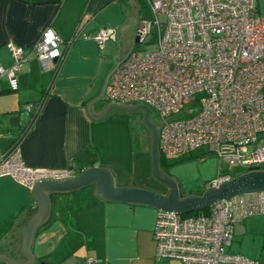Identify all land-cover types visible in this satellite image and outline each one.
I'll return each instance as SVG.
<instances>
[{
	"label": "crops",
	"instance_id": "1",
	"mask_svg": "<svg viewBox=\"0 0 264 264\" xmlns=\"http://www.w3.org/2000/svg\"><path fill=\"white\" fill-rule=\"evenodd\" d=\"M123 1L0 0V63L12 65L11 43L23 47L27 58L17 90L6 75L0 77V154L14 147L32 169L69 167L70 178L101 167L117 187L161 188L152 175L150 135L140 147L131 114L111 109L93 119L88 113L114 65L106 46L84 36L102 26L120 28ZM48 28L62 40L61 57L44 69L33 46ZM95 102L90 109L98 115L108 102ZM28 104L39 105L29 125ZM16 112L19 122L13 120ZM37 212L33 189L0 176V253L17 264L28 261L22 242ZM157 213L150 205L103 199L90 185L61 192L51 197L48 216L28 248L36 264L45 259L49 264H181L156 256L152 231ZM233 244L235 253L229 251ZM228 251L264 264V213L234 226ZM0 264L9 263L2 259Z\"/></svg>",
	"mask_w": 264,
	"mask_h": 264
},
{
	"label": "built area",
	"instance_id": "2",
	"mask_svg": "<svg viewBox=\"0 0 264 264\" xmlns=\"http://www.w3.org/2000/svg\"><path fill=\"white\" fill-rule=\"evenodd\" d=\"M146 1L154 20L142 19L135 38L144 43L155 32L157 47L131 50L119 60L104 99L153 108L163 157L181 158L204 148L227 164L206 189L231 180L232 174L264 169V16L258 14L257 0ZM160 14L166 16L164 22ZM116 35V28L102 26L84 37L102 48L115 42ZM61 44L48 28L33 46L44 69L61 57ZM9 50L13 63L9 68L0 63V77L6 75L10 88L17 90L27 58L21 46L11 43ZM38 109L36 104L25 106L28 115ZM5 175L33 189L40 179L68 178L70 168L32 169L13 148L0 154V176ZM261 213L264 192L217 201L206 214L158 211L152 231L156 256L181 264H260L228 248L234 226Z\"/></svg>",
	"mask_w": 264,
	"mask_h": 264
},
{
	"label": "water",
	"instance_id": "3",
	"mask_svg": "<svg viewBox=\"0 0 264 264\" xmlns=\"http://www.w3.org/2000/svg\"><path fill=\"white\" fill-rule=\"evenodd\" d=\"M138 41V38H135V42ZM115 63L116 65L118 64V62ZM108 77L109 74L106 76L100 96L88 104L89 115L93 119H97L102 118L111 109L126 112L133 110L144 111L143 121L150 131L152 175L159 183L169 188V191L167 193H161L138 187H117L109 171L101 167H90L86 171L70 178L57 180L49 178L35 181L33 185V195L34 201L38 204V212L32 217L25 229L22 242L23 251L28 258L25 264H36V259H34L30 253L28 246L36 228L47 218L50 210V199L54 194L72 191L90 185L96 188V193L99 197L106 200L146 204L155 207L158 211L186 214L202 211L209 208L217 201L228 199L242 193L264 192V169L255 167L218 187L207 188L204 193L200 195L182 197L179 193L177 184L159 168L158 129L150 119L151 110L149 107L144 104L123 106L116 103H108L104 105L102 113L98 115L92 113L90 109L91 105H93L95 101L98 102L104 98V90ZM2 259H6L9 264H17L9 256L0 253V260ZM40 264H49V262L45 259L40 262Z\"/></svg>",
	"mask_w": 264,
	"mask_h": 264
},
{
	"label": "rangeland",
	"instance_id": "4",
	"mask_svg": "<svg viewBox=\"0 0 264 264\" xmlns=\"http://www.w3.org/2000/svg\"><path fill=\"white\" fill-rule=\"evenodd\" d=\"M123 2L122 15L124 19L120 23V28L116 27L117 40L115 42H108L105 45L110 52V56L114 59H111L113 65H115V61L125 58L131 50L150 51L157 47V34L155 32L147 36L144 43L135 42V32L140 21L142 19L154 20V15L148 2L146 0H124ZM257 6L258 14L264 16V1L257 0ZM158 19L160 22H164L166 16L160 14L158 15ZM129 113L131 114V121L134 127V138L141 147L144 139L150 135L143 121L144 111L133 110ZM150 119L155 127H158L159 118L153 108H151ZM262 142H264V135H262ZM200 150L194 153L192 157L176 159L166 158L167 165L166 168L164 167V170L177 184L179 193L182 197L196 196L204 193L207 183L213 181L227 169V164L220 161L215 154H203L204 151ZM205 153H208L207 150ZM232 176L235 177L236 174H232ZM234 245L235 244H233L231 248L232 251L229 250L231 253L236 252L233 251Z\"/></svg>",
	"mask_w": 264,
	"mask_h": 264
},
{
	"label": "trees",
	"instance_id": "5",
	"mask_svg": "<svg viewBox=\"0 0 264 264\" xmlns=\"http://www.w3.org/2000/svg\"><path fill=\"white\" fill-rule=\"evenodd\" d=\"M35 115H33V112H31V113H29V120H28V125H29V123L31 124V123H33V121H34V119H35V117H34ZM19 118H20V112H16L15 114H14V117H13V120L15 121V122H19ZM28 129V128H27ZM19 143V142H18ZM17 143V144H18ZM14 148V147H13ZM12 148V149H13ZM203 154H209V152L208 153H203ZM203 154H201V155H203ZM192 156H194V154H192V155H189V156H187V157H192ZM187 157H184V158H187ZM166 158L165 157H163V155L161 154V153H159V167H160V169H164V167L166 168ZM209 212V208H207V209H204V210H202V211H195V212H190V213H186V214H183V215H193V214H199V213H208Z\"/></svg>",
	"mask_w": 264,
	"mask_h": 264
},
{
	"label": "flooded vegetation",
	"instance_id": "6",
	"mask_svg": "<svg viewBox=\"0 0 264 264\" xmlns=\"http://www.w3.org/2000/svg\"><path fill=\"white\" fill-rule=\"evenodd\" d=\"M158 184L160 185V189L158 190V192L161 193H167L169 191V188L165 187L164 185H162L161 183L158 182Z\"/></svg>",
	"mask_w": 264,
	"mask_h": 264
}]
</instances>
